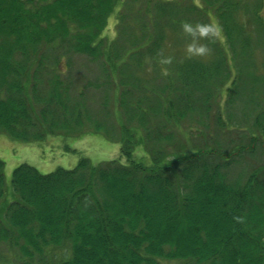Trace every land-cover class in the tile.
<instances>
[{"label": "trees", "instance_id": "1", "mask_svg": "<svg viewBox=\"0 0 264 264\" xmlns=\"http://www.w3.org/2000/svg\"><path fill=\"white\" fill-rule=\"evenodd\" d=\"M73 54L113 84L126 162L83 157L46 174L21 164L9 188L0 160V264H264V101L253 95L264 90V0H0V134L117 132L76 101ZM244 76L255 102H238L259 110L236 129L243 141L186 149L182 119L208 113L228 82L244 94Z\"/></svg>", "mask_w": 264, "mask_h": 264}, {"label": "rangeland", "instance_id": "2", "mask_svg": "<svg viewBox=\"0 0 264 264\" xmlns=\"http://www.w3.org/2000/svg\"><path fill=\"white\" fill-rule=\"evenodd\" d=\"M213 22V33L223 38L220 28H218L214 20ZM116 34V20L115 17H111L108 22V29L106 30L105 36L114 39L117 38ZM205 34L206 35H204L203 32L200 33L199 36H202L200 38V41L203 42L201 45L207 47L209 46L210 35L209 32ZM62 64L67 71V61H63ZM69 64L71 72L69 76H67V79L74 84L73 94L77 96L76 101L81 100V104L86 102L90 109L88 111L98 115L100 118H103L106 113V116L103 118L105 121L103 124L106 126L108 123L116 124L114 127L117 132L114 131L113 133L116 136L114 137V135L110 133H108L109 136H107L102 133L92 132L95 131L93 129L95 126L91 124L85 125L86 127L82 129V131L89 132L78 137L77 134L73 132L66 135L67 129L61 128L56 131L57 133L48 135L44 139L31 143L14 141L9 136L0 134V160L5 164L6 184L9 188L11 186L13 171L21 164H29L37 168L41 173L46 174L59 167L66 169L74 168L83 157L88 158L94 165L114 159L126 162V157L122 154L121 143L118 141L120 137V123H118V121L124 119V111L116 105L117 102L114 100L115 94L113 89H110L113 88L112 82H107V84H109V82L111 83L109 89L106 88V90L103 88V82H105L106 76L101 70L102 64L97 61L92 62L88 57L77 54L72 55V60L71 62L69 61ZM260 69L262 71V68ZM262 77L263 76L259 77L260 80H264ZM244 79L246 80L248 78L244 76ZM262 82L264 84V81ZM246 83L243 82V77L238 79L236 83V86L240 84L237 89L244 88V94H238L231 82H228L226 86L221 85L218 95L212 98V109L208 111V113L202 114L196 111L182 119L181 123L178 125L180 131L177 133V138L183 141L181 144H184L186 149L191 150L194 147L204 148L205 146L215 149L218 146L222 147L223 144L241 143L243 141V138L239 137V135L237 136L236 129L254 127V121L257 119L258 110L264 107V90L253 93V95L257 94L255 99L259 102L258 104H260V102L263 103L261 107L257 109H254L255 105L245 106L238 102L241 100L240 96L247 97V95L251 98L250 100L255 102L254 96L252 98L250 95V93L252 94V92H250V87L248 89L246 88V86L248 87L251 83L250 80L248 79V82L246 80ZM228 90L230 91L228 92ZM108 94H110V96H108ZM221 94L226 97L223 98ZM117 95L119 96V94ZM234 95L236 99H233ZM229 99L233 102L228 103ZM219 103L221 107H224L223 109H220ZM100 110H102V113ZM109 111L110 114L113 115L111 117L112 122L109 119L110 116L107 117ZM218 117L221 122H219ZM231 129L233 130L230 131ZM246 141L247 139L245 137L244 142ZM134 158L148 164L150 163L149 156L137 149ZM247 159L251 164H255L256 160L254 158L250 157ZM237 166L239 167L240 165Z\"/></svg>", "mask_w": 264, "mask_h": 264}, {"label": "clouds", "instance_id": "3", "mask_svg": "<svg viewBox=\"0 0 264 264\" xmlns=\"http://www.w3.org/2000/svg\"><path fill=\"white\" fill-rule=\"evenodd\" d=\"M207 52H208V49L206 48V46L201 49V55L207 54ZM170 60H171V57L165 58V62H169Z\"/></svg>", "mask_w": 264, "mask_h": 264}]
</instances>
